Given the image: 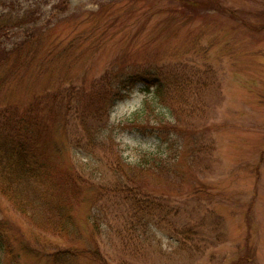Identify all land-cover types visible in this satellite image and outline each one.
I'll return each instance as SVG.
<instances>
[{
    "label": "rangeland",
    "instance_id": "obj_1",
    "mask_svg": "<svg viewBox=\"0 0 264 264\" xmlns=\"http://www.w3.org/2000/svg\"><path fill=\"white\" fill-rule=\"evenodd\" d=\"M187 2L0 0L2 48L17 49L0 69V134L45 178L22 215L0 174V264H264V0ZM134 67L166 83L160 70L182 72L175 115L138 84L142 106L110 120L106 82ZM58 206L78 240L47 232ZM65 251L78 256L55 258Z\"/></svg>",
    "mask_w": 264,
    "mask_h": 264
},
{
    "label": "trees",
    "instance_id": "obj_2",
    "mask_svg": "<svg viewBox=\"0 0 264 264\" xmlns=\"http://www.w3.org/2000/svg\"><path fill=\"white\" fill-rule=\"evenodd\" d=\"M182 6H190V2L188 3L187 0H178ZM189 4V5H188ZM199 5L202 6L201 3H198ZM193 7V6H191ZM32 16V14H31ZM30 17V15H29ZM5 17H1L0 18V69L2 66H5L8 64L10 56L12 54H14V50L17 54V49L14 48L11 51L6 52V50L4 48H2V42L1 40L3 39V37L6 35V33L9 31L8 30V26L6 25V21L4 19ZM14 29V26L12 27ZM35 31L38 32L36 29H41L38 27H34ZM36 32H30L28 34L27 37L32 36L34 34H36ZM134 69H136V73L137 74H128V75H120V77L117 78L115 85L109 83L108 81L106 82V86H108L111 90H113L111 92V95L116 93V97H114L111 102L114 103L118 100H120L121 95L125 94L127 95L128 92H130L132 90V88H134L136 85H143L145 86V90L146 87L148 89L151 90L153 97L155 98V100L160 104V105H164L166 104V102L169 104V112L170 114L172 113V115L177 112V107H175L177 105V100H178V95H180L181 99H186L183 95V93H190L189 90V85L190 82L184 78L181 77V71H168L166 70H160L163 73L166 71V73H169L172 77L171 80H169V83L163 82L162 78L160 75H158L157 72L154 71H149L147 72H141V68L140 67H134ZM159 72V71H158ZM4 73V71H0V75H2ZM123 77V78H121ZM6 78V77H5ZM167 79V78H165ZM168 80V79H167ZM175 81V82H174ZM180 82V83H177ZM179 85H181V87L183 88V91L179 93V91L176 94H171L172 92H174V89H176ZM196 90V89H195ZM178 94V95H177ZM66 101H71V96L66 95L63 98ZM164 102V103H163ZM145 105H147V103H145ZM188 107V106H187ZM187 107L183 108L182 106L179 107V111L181 112L183 109H186ZM192 109V107H191ZM33 112H31V114H33ZM140 113H136L134 114V119H138L140 120ZM179 118L176 116V121H178ZM4 122L0 123V132L3 131L1 129V126ZM160 124V126H159ZM159 124L157 123L159 128H163V124L161 122H159ZM19 125V124H18ZM13 126H17L14 125ZM173 125H169L167 126L168 130L170 133H174V127H172ZM5 129H8V127L6 126H2ZM28 128V127H27ZM170 128V129H169ZM19 129H24L23 127L19 126ZM10 131V130H9ZM145 131V128H144ZM179 131V128H178ZM10 134L12 135V133L10 132ZM5 140H7L6 138H4L1 134H0V155L2 156V162H3V167L0 168V174L4 175L6 173V171L9 173L12 171V175L13 178H15L17 180V186L15 187V189H17L18 191L12 194V198L11 201L16 203L21 214L25 215L27 210H30L31 212H34L31 208L32 207H36L37 202H28V205H23L21 203V201L23 199H27L30 195H31V191L34 184H36V186H39V179H42L44 177V173H43V169H41L43 163H41L38 158L32 154L30 151L27 152V154H25V149H24V145H20L19 146V150L16 152L14 151V149L10 146H8L5 143ZM27 146V144H26ZM154 157V156H153ZM4 160L7 163V166L5 167L4 165ZM146 159L144 158L143 160H141L140 162L145 161ZM155 160H157L156 162H154ZM153 161V165L155 168H159L160 165L162 164V161L160 159L154 158L152 159ZM141 167L143 168V165L141 164ZM119 170L120 172H123L124 177L129 180L130 182H133L134 179L136 178V173L132 170H125L123 167L119 166ZM72 176V178L75 180V182H77L78 184L81 183L80 178H78L75 175H70ZM46 177V176H45ZM45 178H43L41 181H43ZM72 181V180H71ZM73 185L74 182L72 181ZM44 189H38V193L43 195L42 198H39V201H41L45 194H44ZM45 208V207H44ZM44 212V209L42 210ZM71 210L62 207V206H58V207H52L51 208V216L46 217L47 218V225L51 227V229L53 230V233H51L50 231H47L50 234H53L55 236L58 237H66L68 239H73L76 237V239L78 240V238L80 237L81 233L78 229L77 226L74 225L73 223V219L72 216L70 215ZM48 226H46L48 228ZM119 237H121V240L124 242L126 241L125 238L120 234ZM134 240L133 238H130V241ZM102 252H99V256H101ZM97 256V258L99 257L98 254H94ZM75 254L70 253L69 251H65L63 253H59L56 255L55 258L59 257L61 260H66V261H72L74 259H76ZM95 256V257H96Z\"/></svg>",
    "mask_w": 264,
    "mask_h": 264
},
{
    "label": "clouds",
    "instance_id": "obj_3",
    "mask_svg": "<svg viewBox=\"0 0 264 264\" xmlns=\"http://www.w3.org/2000/svg\"><path fill=\"white\" fill-rule=\"evenodd\" d=\"M128 98L124 100H119L113 106V111L110 115V120L115 122L120 120L125 114L132 112L134 109H139L142 104L141 102L147 99L145 93L141 92L138 87L132 88L130 92L127 93ZM147 151L155 152L157 149L155 146H145Z\"/></svg>",
    "mask_w": 264,
    "mask_h": 264
}]
</instances>
